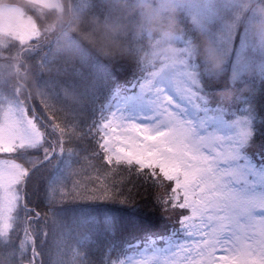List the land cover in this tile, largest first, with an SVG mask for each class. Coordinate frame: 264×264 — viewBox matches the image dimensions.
Wrapping results in <instances>:
<instances>
[{
    "label": "rangeland",
    "instance_id": "rangeland-1",
    "mask_svg": "<svg viewBox=\"0 0 264 264\" xmlns=\"http://www.w3.org/2000/svg\"><path fill=\"white\" fill-rule=\"evenodd\" d=\"M134 2L140 17L147 23L166 14L171 21L174 12L186 17L194 37L192 40V35L182 30L175 18L172 28L149 33L142 39L140 47L137 43L132 51H127L119 70H126V78H129L138 65L149 63L147 76L138 87L147 97L159 101L164 90L182 94L190 97L197 109L210 108L221 116L220 123L199 134V139L206 142L207 150L203 154L221 156L230 162V167L224 166L227 174L215 177L217 181L247 178L249 193L239 214H217L213 230L224 238H232L247 253L250 264H264V170L256 169L245 154V149L258 148L261 143L264 104L262 102L257 108L261 103L255 96V105H250L246 101L251 100L248 95L250 89L243 85L248 77L257 80L264 77V0H217L225 12L223 23L233 34L240 35L250 52L242 66L239 61L229 60L210 30L183 10L185 0ZM112 9L111 1L107 0H0V264H44L48 261L50 229L55 232L53 239H64L65 217H70L72 223L75 215L80 217V214L85 221L99 218L104 223L102 228L108 230L111 217L102 215L103 210L118 209L115 205L124 206L115 204L116 194L110 191L111 184L108 180L103 183L100 178L91 189H94V197L102 193L106 195L103 200L111 204L106 208L103 209L102 205L77 208L75 212L66 214L64 210L58 211L57 207L51 206L56 196L65 191H76V184L70 174L69 178L65 177L68 156L61 147L60 133L47 108L61 106L55 96L57 91L59 97L60 91L64 97L66 90L72 93L79 81L81 66L97 68L101 74V80L88 97L85 115L88 120L83 127L103 175L113 171L112 167H123V171L128 172L123 158L120 164L115 160L108 163L109 153L105 149L111 148L117 137L127 135L125 129L131 125L152 122V108L137 116L116 101L108 117L101 118V121L98 119L93 126V135L89 130L97 103L108 93L102 80L103 73L113 67L96 56L94 51L91 53L90 45L83 40L85 32L82 40L79 32L82 25H90L88 31L92 38L89 36V39L103 44L104 35L99 33V29L104 33L110 32ZM195 37L200 38L201 43L195 42ZM110 49L103 47L99 53L109 59ZM118 50L117 55L124 53V50ZM115 52L113 50V54ZM64 61L74 67L73 74L65 72ZM74 75H78V79H74ZM205 79H223L228 87L210 95L203 90ZM40 97L44 98L43 103L39 102ZM237 107L245 112L244 115L228 117L227 113ZM93 141H98L105 158L96 151ZM113 172L117 173L116 178L119 175L133 180L148 192L152 190L147 186L153 185L151 180V183L143 182L146 175L137 178L134 173L135 176H126L116 170ZM191 218L189 209L184 224L187 235L192 239L164 249H142L129 256L127 264H209L211 253L200 237L188 230ZM90 225L93 226L92 222ZM69 231H66L67 235H70ZM118 235L114 239L117 240ZM124 235L126 240L134 239L127 232ZM110 261L109 258L105 260L107 263ZM71 263V259L63 254H59L57 262L55 259L51 261V264ZM111 264L118 262L112 261Z\"/></svg>",
    "mask_w": 264,
    "mask_h": 264
},
{
    "label": "snow or ice",
    "instance_id": "snow-or-ice-1",
    "mask_svg": "<svg viewBox=\"0 0 264 264\" xmlns=\"http://www.w3.org/2000/svg\"><path fill=\"white\" fill-rule=\"evenodd\" d=\"M182 8L198 19L202 27L210 30L218 46L229 60L239 61L240 66L249 58L250 52L239 34H233L223 23L224 9L217 0H185ZM126 70L108 69L103 73L104 87L108 89L107 100L126 107L130 113L140 116L152 108V122L131 125L127 135L117 137V142L106 148L107 162L121 159L128 165V172L137 178L147 176L153 180L157 173L169 182V199L183 215L192 212L188 230L199 236L211 253L209 264H250L247 253L240 249L232 238H224L213 230L218 213L239 214L244 198L249 193V181L220 179L227 174L225 165L230 162L221 156H205L206 142L199 139L221 122V116L212 109H197L190 97L162 91L161 99L155 101L134 86H129ZM123 81V84L121 83ZM228 87L223 79H205L203 90L215 93ZM251 159L264 168V139L253 151ZM239 166V165H237ZM147 180L145 182H147ZM102 215L111 217L115 231L123 229L134 238L167 248L176 236V228L170 232L161 227L154 213L136 208L122 210L106 208Z\"/></svg>",
    "mask_w": 264,
    "mask_h": 264
},
{
    "label": "trees",
    "instance_id": "trees-1",
    "mask_svg": "<svg viewBox=\"0 0 264 264\" xmlns=\"http://www.w3.org/2000/svg\"><path fill=\"white\" fill-rule=\"evenodd\" d=\"M107 1H111L113 5V9L110 12L111 18H113L110 20H113L114 24H112L109 20V33H104L99 29V33L102 32L104 35V39L102 40V42L104 41L103 44L96 43L94 40L92 41V39H89L91 37L88 31L90 25L81 26L79 37L82 40V33L85 32L83 40L86 41L88 45H90V49L92 50L91 53L94 51L96 56L98 55L104 61H107L108 64L115 69L119 70L121 68V63L123 62V56L125 53L130 50L132 51L133 46L137 43V45L140 47V43L143 38L145 39L146 35L149 36V33L154 31L156 32L157 30L163 28H172L171 25L176 21V19L179 21V26H181V29H184L189 34H191L193 40L194 36L190 30V26L188 25L189 20L176 12L173 13L171 21H169L171 18L168 16L169 14H166L165 17L158 16L157 18H153L154 20H150V22L147 23L144 22L140 17L134 0ZM91 8L94 12H97L93 5H91ZM96 33L98 34L97 31ZM200 41V38L195 37V42L201 43ZM113 42H118V48L124 50V53L117 55L116 53L120 52V50L114 47ZM106 46L111 48V57H109L110 60L104 58L99 53V51ZM113 50H116L114 54ZM146 64L141 63V65H138V67H136L133 71V75L127 79H131L135 75L141 74V72L144 71V66H146ZM62 65L66 73H74V67H72L70 63L68 64L64 61ZM84 65L81 66V69L79 70L78 75H80V77L79 81L77 82L78 87L76 86L72 93L66 90L65 92L67 93L65 94V97L61 91V95L59 97V91H57L55 96L58 98V104L61 106L55 107V105H51L49 108H47L49 109L48 111L50 115L53 117V123L55 127L60 133L62 140L61 147L64 150V153L68 156V166L65 169V177L69 178L70 174L73 178V182L76 184L74 186L76 187V191L70 190L68 193L65 191L61 195L56 196L53 199L55 200V203L51 206H54L53 208L57 207L58 211L61 209L64 210L66 214L75 212L77 208H94L99 205H102L103 209L106 208L108 205H111L105 203L103 200L106 195L102 193L99 194V197H94V189H91L95 187L93 185L94 182L100 178L103 183L108 180L109 184L112 186L110 191L118 196H114V200H116L115 204L124 205H115L116 208L122 210L136 208L141 211L154 213L159 219L161 227L163 228L166 220L172 219L173 213V211L167 207L168 204L165 202V194L169 192V185H166L167 181L159 175L154 178V181L151 180L153 185L148 184L147 186L154 191L153 193L152 190L151 192H148L145 189L139 187V184L137 185L133 180H129L128 178H124L119 175V178H116L115 175H117V173L113 172L114 170H116L119 174L135 176L133 173L130 174L129 172L123 171V167H119L118 169H116V167H112L111 169L113 171H109V173L105 172L103 175L100 163H98L99 160L89 147V141L86 138V131H84L83 127L84 122H87L88 120L87 116L85 117L87 100L94 86L101 80V74H99V70L97 68L93 69L91 67V69H89L88 67H84ZM130 67L132 66L129 65V68ZM57 70H59V67H57ZM78 75H74V79H78ZM66 82H68L67 79ZM244 82V87L248 88V90L250 89V92L248 91V95L251 98V100L246 101L250 105L254 106L256 103L254 101L256 96L261 103L257 108L261 107L262 102L264 104V77L258 78V80L255 79V77H248L244 80ZM106 97H104V99L102 98L100 102L97 103L95 115L90 120L91 128L88 126L91 132L92 129L94 131L93 126L103 115ZM32 102L34 103V101ZM39 102L43 103L44 98L40 97ZM256 127L258 128V124H256ZM92 138L94 139V136H92ZM262 139H264V134L263 137L260 138L259 142H261ZM93 144L97 149L96 151L105 158L104 153L98 146V141H93ZM252 149L255 151L258 150V148L254 147H252ZM50 159H48V161ZM97 168L98 170H94ZM77 176H79V178H77ZM104 176H107L108 179H105ZM144 179L145 181L147 180V178ZM145 181L143 180V182ZM147 182L150 181L147 180ZM100 200H103L101 201V204L98 203ZM74 219L75 222H73V224L70 217H65V226L62 229V234L65 236V238L61 239L60 241L58 239L56 240L55 238L53 239L55 232L50 229L47 240V242L50 244L49 248L47 245L48 261H45L44 264H51L52 259H55L57 262L59 254L67 255L68 259H71V264H111L113 258L121 253L126 245L133 241L132 238L127 240L124 239L125 231L123 229H117L114 231L110 225V229L104 230V228H102L104 223L99 218H92L93 221L86 219L85 221L84 216L80 214V217H76L75 215ZM91 222L93 226L90 225ZM66 231H69L70 235H67ZM117 235L118 239L116 240L114 238ZM62 250L63 252L60 253ZM107 258L111 260L109 263L105 262Z\"/></svg>",
    "mask_w": 264,
    "mask_h": 264
},
{
    "label": "clouds",
    "instance_id": "clouds-1",
    "mask_svg": "<svg viewBox=\"0 0 264 264\" xmlns=\"http://www.w3.org/2000/svg\"><path fill=\"white\" fill-rule=\"evenodd\" d=\"M113 45H114V47H116V48L119 47L118 42H113Z\"/></svg>",
    "mask_w": 264,
    "mask_h": 264
}]
</instances>
